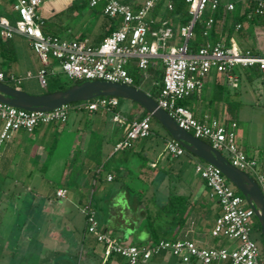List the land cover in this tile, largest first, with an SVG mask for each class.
<instances>
[{"label":"crops","instance_id":"crops-1","mask_svg":"<svg viewBox=\"0 0 264 264\" xmlns=\"http://www.w3.org/2000/svg\"><path fill=\"white\" fill-rule=\"evenodd\" d=\"M43 1L39 13L46 35L98 46L118 26L116 20L104 15L102 4L91 7L89 0ZM143 1L123 0L135 10ZM220 1L235 3L245 19L239 23L244 30L230 36L223 31L230 20L224 16L218 21L214 28L218 42L236 44L242 51L250 50L264 56V28L256 23V16L250 15L244 3L247 0ZM168 2L170 0H162L152 11L151 18L166 19L177 31L181 21L169 16ZM12 4L13 0H0V18L10 22L19 18ZM211 31L206 37H210ZM178 43L173 42L174 45ZM158 64L162 69V61L156 60L143 74L140 88L149 95L151 88L157 85ZM42 68V62L24 36L15 35L0 42V72L21 79L20 84H6L30 95L46 94V88L38 80ZM49 69L61 74L54 66ZM246 71L244 67L234 70L238 78L236 88L230 86L224 75L213 72L204 81L202 91L185 100L187 106L197 118L208 115L228 124L235 122L238 130L237 110L243 104L239 100L241 85H254L258 81L264 87V72L251 75L250 79ZM231 88L236 90L234 95L222 93ZM216 94L224 97L217 101ZM125 101L120 99L115 111L128 122L139 120L143 108L137 109L134 102ZM124 107L131 113L124 112ZM229 107L233 108V113ZM72 113V119L70 113L65 124L39 125L32 133L19 130L0 147V264H127L119 257L108 260L102 257L96 236L87 232L84 208L92 210L101 230L121 244L147 246L155 243L152 224L157 239L190 240L201 248L236 247L232 240L212 235L221 208L210 198L204 180L195 172L199 158L188 152L178 158L170 157L165 152L170 139L168 133L161 134L162 149H154L145 139L116 153L114 147L124 138L126 125L113 118L108 122L105 115L110 112L107 111ZM2 129L0 120V134ZM152 130L154 135L155 120ZM237 130L238 146L257 161L264 175V140L260 144L247 137L250 148H246V137ZM65 134L67 141H72L69 145L64 143ZM55 174H60L59 179ZM109 176L112 181H108ZM132 187L143 194L141 201L137 195H132ZM60 189L67 191L65 198L57 197ZM173 199L180 206L172 211L169 208ZM117 226L132 228L127 240L120 239L123 233H117ZM145 264L182 263L170 254H161Z\"/></svg>","mask_w":264,"mask_h":264},{"label":"built area","instance_id":"built-area-1","mask_svg":"<svg viewBox=\"0 0 264 264\" xmlns=\"http://www.w3.org/2000/svg\"><path fill=\"white\" fill-rule=\"evenodd\" d=\"M162 0H144L135 10L123 0H89L91 7L103 5L106 17L116 20L117 28L98 46L87 41L68 40L44 34L40 10L43 0H13L12 8L19 19L12 24L0 18V42L15 35L27 38L34 52L43 64L38 80L43 88L47 87V77L56 74L51 66L72 82L105 81L133 86L134 80L127 66L134 62L146 71L154 61L161 60L164 76L160 92L156 98L159 106L168 112L180 128L197 139L209 143L215 150L227 156L229 162L251 176L264 188V175L258 169L255 159L248 157L237 144L236 123H225L204 115L197 118L194 113L180 103L191 95L201 92L206 78L216 72L228 80L230 86H238L234 75L237 67L257 66L264 72V56L250 50L242 51L236 44L225 42L208 43L196 52L190 50V41L195 36V27L206 18L204 35L209 36L215 24V14L223 5L225 14L236 10L235 3L222 4L220 0H184L189 8L190 21L177 31L169 21L151 18L154 8ZM250 15L264 16V0L244 2ZM167 9L172 10V2ZM159 24L157 29L152 25ZM240 25L237 26V29ZM179 42L177 45L173 42ZM30 76V74L28 75ZM1 82L21 83V79L0 72ZM120 99L116 97H97L90 101L71 103L58 109L25 111L0 103V120L3 129L0 134V147L10 141L19 130L32 133L39 125L50 123L65 124L72 112L107 111L113 114L115 122L126 125V133L114 147V152L130 149L139 140L152 136L153 117L148 114L140 120L127 121L115 110ZM165 152L178 158L187 151L175 140L166 142ZM195 172L204 180L211 199L221 208L212 231L214 237H226L236 243L233 249L201 248L190 240L161 239L151 245H125L101 230L96 215L89 208L82 212L86 215L88 234L96 236L101 247L102 257L106 260L119 257L127 264H145L161 254H170L182 264H264L263 249L252 237L255 210L247 198L239 195L220 169L202 160L195 163ZM112 181V177H108ZM67 191L60 189L57 197L65 198Z\"/></svg>","mask_w":264,"mask_h":264},{"label":"water","instance_id":"water-1","mask_svg":"<svg viewBox=\"0 0 264 264\" xmlns=\"http://www.w3.org/2000/svg\"><path fill=\"white\" fill-rule=\"evenodd\" d=\"M97 97H116L138 104L154 120L161 124L169 136L188 153L221 170L232 186L238 190L255 210L260 225L262 249L264 252V192L259 184L246 172L234 167L229 160L209 143L197 139L180 128L175 120L162 109L156 100L141 88L120 83L91 81L76 84L66 91L30 95L0 81V103L25 110L48 112L64 105L85 102Z\"/></svg>","mask_w":264,"mask_h":264},{"label":"trees","instance_id":"trees-1","mask_svg":"<svg viewBox=\"0 0 264 264\" xmlns=\"http://www.w3.org/2000/svg\"><path fill=\"white\" fill-rule=\"evenodd\" d=\"M172 2V10L169 12V16L173 17V18H178L181 21V26L182 25H186L189 23L190 21V15H189V8L188 5L185 3L184 0H171ZM224 4V3H222ZM224 16H226V19L230 20V25H228L227 27H223V31H226L228 33V35L230 36L233 33H237V32H241L244 30L243 27L237 29V26L239 25V23H241L243 21V19H245L244 17L240 16V12L239 9L237 8L234 12H232L231 14H225L224 10H223V5L220 8V10L215 14V24L213 26V29L211 31L210 37H206L204 36V24L206 21L207 17H204L203 20H201L200 22H198V24L195 27V36L194 38L190 41V50L192 52H196L199 48L205 46L206 44L212 42V43H217L218 42V38H216V32L214 29L216 24L218 23V21L223 20ZM19 18L13 19L11 22L12 24H14ZM255 21L257 24H259L262 28H264V16H256L255 17ZM171 25V24H170ZM160 25L156 24V25H152L151 28L157 29ZM172 26V25H171ZM45 34V33H44ZM156 71H155V76H156V81H157V85H154L151 88V92L150 95L153 98H156L160 92L161 89V82L163 80V76H164V66L162 69H160V64H158V66L156 67ZM127 70L129 72V74L132 76L134 83L133 86L140 88L141 87V81L143 79V74L145 71H142L141 69H139L134 62L130 63L127 66ZM246 73L248 74V76L250 77V79H252V76L254 75H259L260 74V69L257 66H253V67H247L246 68ZM252 75V76H251ZM60 76L59 75H50V79L47 83V87H46V93H55V92H60V91H66L67 89L71 88L72 86L76 85V84H82V82H72L69 81L68 83H62L60 81ZM181 105L189 108L186 104V101H182L180 103ZM230 108V113H233V108ZM147 112L143 109V116L139 117V120L144 118L145 116H147ZM154 121V119H153ZM170 137V136H169ZM170 139H172L170 137ZM130 191H132V195H137L138 199L141 201V197L143 196V194L140 193L139 190H136L134 187H132V190L130 189ZM237 193L239 195H242L238 190H236ZM136 196V197H137ZM176 199L171 200L170 203V210H175L176 207H179V204H176ZM178 205V206H177ZM256 221L258 222V220L256 219ZM151 229L152 232L154 234V237L156 238L155 242L161 240V239H157L156 236V230L154 228V226L151 224ZM118 228V229H117ZM117 233H123L122 237L120 239L122 240H127L129 235H128V231L130 233H132V228L129 227H123V226H117L116 229ZM263 258H264V252H263Z\"/></svg>","mask_w":264,"mask_h":264},{"label":"rangeland","instance_id":"rangeland-1","mask_svg":"<svg viewBox=\"0 0 264 264\" xmlns=\"http://www.w3.org/2000/svg\"><path fill=\"white\" fill-rule=\"evenodd\" d=\"M238 1V0H237ZM59 75L60 81L62 83H68L69 80L63 74H55ZM54 76V75H53ZM50 79V75L47 77ZM47 90L45 89L44 92ZM236 92L234 89H230V91H223L222 93L233 94ZM204 97L206 96V90L204 91ZM223 94H216L217 101L223 98ZM239 100L243 102L241 108H238L237 117H239L240 127L238 128V134L243 133V136L246 137V141L244 142V147L250 148L249 142L247 141V137L255 140V142L259 141L260 144H263L264 140V87H262L261 82L256 81L254 85L244 83L241 85L239 91ZM122 102H126L125 99H121ZM135 107L138 109L140 106L136 103ZM252 104V105H251ZM126 113H131V110L126 107L123 109ZM101 112V111H99ZM87 113V112H86ZM86 115L85 113H82ZM101 114V113H99ZM73 113H71L72 119ZM87 117V115L85 116ZM105 118L108 122L113 118V115L110 113H106ZM156 131L155 134L147 139V141L153 145L154 149H162L163 140L162 133H167L166 130L155 120ZM67 135H64V143L65 145H69L72 141H67ZM61 145V144H60ZM56 178L59 179L60 174H55ZM252 237L255 241H257L262 247V237L260 232L259 223L255 220V227L253 228Z\"/></svg>","mask_w":264,"mask_h":264}]
</instances>
